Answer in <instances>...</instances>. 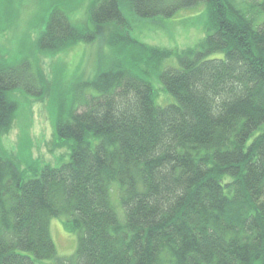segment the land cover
<instances>
[{
  "label": "trees",
  "instance_id": "obj_1",
  "mask_svg": "<svg viewBox=\"0 0 264 264\" xmlns=\"http://www.w3.org/2000/svg\"><path fill=\"white\" fill-rule=\"evenodd\" d=\"M201 6L195 47H149L129 32L127 14ZM96 40L107 57L58 105L68 161L24 177L0 155V264H264V0H93L81 28L53 10L37 45ZM153 76L172 103H155ZM45 81L26 60L0 65V133L17 109L9 93L41 98ZM52 218L76 236L68 258Z\"/></svg>",
  "mask_w": 264,
  "mask_h": 264
},
{
  "label": "rangeland",
  "instance_id": "obj_2",
  "mask_svg": "<svg viewBox=\"0 0 264 264\" xmlns=\"http://www.w3.org/2000/svg\"><path fill=\"white\" fill-rule=\"evenodd\" d=\"M92 2L0 0V65L15 66L26 60L34 69L38 68L46 80V91L41 98H34L20 89L9 93L17 109L9 129L0 133V155L12 160L24 177H32L44 166L56 168L68 161L69 144L60 141L55 132L58 105L71 104L73 85L92 81L97 73L99 56L107 57L109 51L104 41L96 40L93 43L78 42L55 53L43 52L38 48V39L53 10L65 14L75 27L86 26ZM127 17L131 36L149 47L186 50L195 47L205 36L204 6L180 10L172 18L142 21L129 14ZM167 64L175 63L170 60ZM150 83L157 105L173 102L155 76ZM49 231L57 256H72L76 249V236L65 230L62 219L52 218ZM40 263L52 264L48 261Z\"/></svg>",
  "mask_w": 264,
  "mask_h": 264
}]
</instances>
